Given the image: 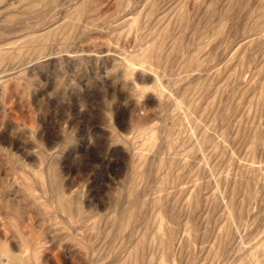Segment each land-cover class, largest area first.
I'll use <instances>...</instances> for the list:
<instances>
[{
	"label": "rangeland",
	"instance_id": "1",
	"mask_svg": "<svg viewBox=\"0 0 264 264\" xmlns=\"http://www.w3.org/2000/svg\"><path fill=\"white\" fill-rule=\"evenodd\" d=\"M0 264H264V0H0Z\"/></svg>",
	"mask_w": 264,
	"mask_h": 264
}]
</instances>
